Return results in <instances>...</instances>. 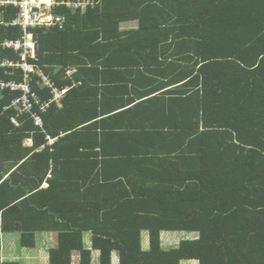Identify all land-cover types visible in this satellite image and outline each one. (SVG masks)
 <instances>
[{
    "label": "trees",
    "instance_id": "obj_1",
    "mask_svg": "<svg viewBox=\"0 0 264 264\" xmlns=\"http://www.w3.org/2000/svg\"><path fill=\"white\" fill-rule=\"evenodd\" d=\"M89 1L58 9L65 28L39 30L27 58L69 87L42 127H13L0 90V147L22 161L0 184V230L27 247L55 232L48 264H264V0ZM16 11L0 9V37L21 35L1 23ZM166 232L196 236L168 248Z\"/></svg>",
    "mask_w": 264,
    "mask_h": 264
},
{
    "label": "built area",
    "instance_id": "obj_2",
    "mask_svg": "<svg viewBox=\"0 0 264 264\" xmlns=\"http://www.w3.org/2000/svg\"><path fill=\"white\" fill-rule=\"evenodd\" d=\"M89 5H92L89 0H0V9L3 11L11 6L17 9L14 18L1 23L6 27H17L21 31V35L16 38L0 37V49H10L18 56L16 60L3 59L0 68H15L21 71L20 81L16 78L8 81L0 79V89L14 95L6 109L12 111L10 121L15 127L22 124L23 116L32 119L34 125L42 127V114L48 111L51 103L60 107L63 95L69 90V87L59 89L49 73L46 74L41 66L27 60L35 55L38 31L55 27L65 28L67 19L58 9L64 7L72 13H85ZM75 71L74 67L66 69L64 78L72 77ZM35 76L38 77L40 87L49 89V100H43L32 89ZM47 139L50 144L51 138L48 135Z\"/></svg>",
    "mask_w": 264,
    "mask_h": 264
},
{
    "label": "crops",
    "instance_id": "obj_3",
    "mask_svg": "<svg viewBox=\"0 0 264 264\" xmlns=\"http://www.w3.org/2000/svg\"><path fill=\"white\" fill-rule=\"evenodd\" d=\"M74 13H76V12H74ZM129 29H131V28H129ZM72 67H70V68H72ZM76 72L73 73L72 78L74 77ZM49 94H50V91H49ZM10 102H11V100H10ZM10 102L3 107V112H5L7 110L6 107L10 104ZM56 107H58V106H56ZM9 121H10V117H9ZM10 124L14 127V125L12 124L11 121H10ZM8 134H10V132H7V135ZM4 135H6V134L4 133ZM62 135L63 134H61L60 136H62ZM25 139L31 140V138H25ZM24 140L22 141V145L24 147H30L32 145V142L30 145H25ZM56 140H57L56 137L51 138V141L49 143L52 144ZM39 150H40V148H39ZM11 155L12 154L11 153L9 154L5 148L0 147V184L2 182L4 183V181L11 178V173L22 162V161H19L18 163H16L13 159H11ZM19 173L21 174L22 178H24V175L28 172H26L25 170H21V172L19 171ZM48 176H49V174H48ZM46 185L47 184L44 181L42 183V187H46ZM1 219H2V212H0V226H2ZM41 233L42 232H37L35 234V236L39 237V235H42ZM20 236H21L20 231L0 230V264L3 261H16L18 264H21V263L22 264H48V257H49L48 256V249L51 248V247H49L50 242L48 241V237L46 236V238H45V236L42 235V237L45 238L44 242H42L41 240H37L35 238V245L33 247H27V246L21 245ZM47 244H48V246H47ZM54 245H52V246H54ZM73 256L75 258H78V255L74 254ZM185 261L188 262L187 264H197V261H195V260H182L180 262V264H183Z\"/></svg>",
    "mask_w": 264,
    "mask_h": 264
},
{
    "label": "rangeland",
    "instance_id": "obj_4",
    "mask_svg": "<svg viewBox=\"0 0 264 264\" xmlns=\"http://www.w3.org/2000/svg\"><path fill=\"white\" fill-rule=\"evenodd\" d=\"M137 26L136 21H127V22H122L119 24L120 29H129V28H135ZM24 144L25 145H30L31 144V140L30 139H25L24 140ZM43 236L48 237V241L50 242L49 247H52V245L55 244L56 242V234L54 232H42L41 233ZM42 235H39V237L35 236V238L37 240H41L42 242H44L45 238L42 237ZM194 233H185V232H179V233H173V232H166V234H163V244L169 248V246H175L179 239L181 237H191L194 236ZM196 236V235H195ZM141 244L143 248H147L148 246V236H147V232H142V236H141ZM84 245L85 247H90V235L89 234H85L84 235ZM48 246V244H47ZM92 264H98L97 261V252L96 251H92ZM188 262L185 261L183 264H187ZM22 264V263H21ZM72 264H79L78 263V258H75L74 256H72ZM112 264H117V260L116 257H113L112 259Z\"/></svg>",
    "mask_w": 264,
    "mask_h": 264
},
{
    "label": "clouds",
    "instance_id": "obj_5",
    "mask_svg": "<svg viewBox=\"0 0 264 264\" xmlns=\"http://www.w3.org/2000/svg\"><path fill=\"white\" fill-rule=\"evenodd\" d=\"M76 72V71H75Z\"/></svg>",
    "mask_w": 264,
    "mask_h": 264
}]
</instances>
